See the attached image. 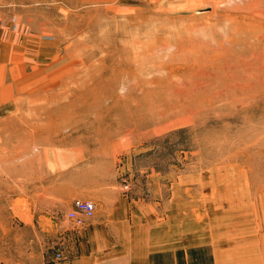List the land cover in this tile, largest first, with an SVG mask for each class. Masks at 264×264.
I'll return each instance as SVG.
<instances>
[{
    "label": "rangeland",
    "instance_id": "rangeland-1",
    "mask_svg": "<svg viewBox=\"0 0 264 264\" xmlns=\"http://www.w3.org/2000/svg\"><path fill=\"white\" fill-rule=\"evenodd\" d=\"M0 18L20 23L0 35V210L49 224L121 198L160 219L208 191L174 208L170 246L206 264L215 212L250 207L238 249L264 251V0H0ZM235 248L218 264H262Z\"/></svg>",
    "mask_w": 264,
    "mask_h": 264
},
{
    "label": "crops",
    "instance_id": "crops-1",
    "mask_svg": "<svg viewBox=\"0 0 264 264\" xmlns=\"http://www.w3.org/2000/svg\"><path fill=\"white\" fill-rule=\"evenodd\" d=\"M19 26V21L15 24L11 23V29H17ZM11 29L4 27L1 29L0 35L12 41L9 36L12 34ZM23 34L25 35L26 31ZM2 42L4 45L8 41L0 39V46H2ZM0 83H5V80L0 78ZM206 192L207 197L203 196L202 191H187L186 198L182 199L173 191L171 205L165 210V216H163L166 219L152 216L143 218L141 214L134 216L131 213L143 212L149 207L147 205H129L121 198H118L120 202L111 201L102 207L95 205L94 215L90 218L78 214L83 218L81 223H76L65 216L72 209L75 199L72 201L70 209L63 212V217L55 219L49 216L50 225L40 221L37 216L25 221L6 210H0V264H188L187 249L180 248L175 251L170 246L176 236H185L182 222H180V227L177 225L179 222L177 223V218L174 216V208L178 207L179 211L183 210L184 205L193 196L203 201L198 206V212L204 211L208 205L207 201H209L208 191ZM220 192V198L230 197L232 193L236 199L242 196L241 192ZM49 194L51 196H73L78 192L40 191L41 201ZM175 200L179 202L176 204ZM222 207H224V203H222ZM246 208L250 207H244L242 211L236 213H242V218L235 214L232 215L233 212L230 210L217 211L214 217L205 211V216L212 217L211 221L216 222L213 224L214 229L220 226L225 230L221 232L223 242L213 249L212 257L207 255L206 264H218V260L227 257L229 250L224 251L223 243L227 244V247L235 244L236 248L232 252L238 255L240 260L253 262V260L259 259L264 264L262 246L258 249L255 247L253 250L249 249L248 252L244 250V254L238 249L242 245L239 234H237L238 231L241 230L243 234L246 232L242 228L243 224L246 223L250 226L260 217L256 216L252 208L251 211H246ZM228 212L231 213V216L227 217ZM218 215L222 217L221 220ZM249 216L251 217L249 218ZM236 218H240V221L234 225L231 221ZM225 220L229 222L225 223ZM59 250L65 256L62 261L55 258V254ZM220 264H224V262Z\"/></svg>",
    "mask_w": 264,
    "mask_h": 264
},
{
    "label": "built area",
    "instance_id": "built-area-1",
    "mask_svg": "<svg viewBox=\"0 0 264 264\" xmlns=\"http://www.w3.org/2000/svg\"><path fill=\"white\" fill-rule=\"evenodd\" d=\"M2 25V20L0 18V27ZM128 185L126 184L125 187ZM95 212V204L93 201L84 200V199H75L73 201V206L70 211L66 213V217L70 220H74L76 223H81L83 221L82 217H79L78 214L82 215L83 217L90 218L94 215ZM55 258L58 261H62L65 259L64 254L62 251H58L55 254Z\"/></svg>",
    "mask_w": 264,
    "mask_h": 264
},
{
    "label": "bare ground",
    "instance_id": "bare-ground-1",
    "mask_svg": "<svg viewBox=\"0 0 264 264\" xmlns=\"http://www.w3.org/2000/svg\"><path fill=\"white\" fill-rule=\"evenodd\" d=\"M57 125V124H56ZM221 203V202H220ZM233 203V202H232ZM233 206V205H232ZM223 209V208H222ZM257 230V229H256ZM258 231V230H257ZM211 250V249H210ZM192 256V255H191Z\"/></svg>",
    "mask_w": 264,
    "mask_h": 264
}]
</instances>
